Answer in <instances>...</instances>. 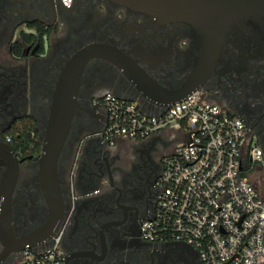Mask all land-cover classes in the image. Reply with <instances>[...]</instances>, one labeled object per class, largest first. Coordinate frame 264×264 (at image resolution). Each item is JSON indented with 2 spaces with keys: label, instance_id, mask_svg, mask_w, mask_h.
<instances>
[{
  "label": "flooded vegetation",
  "instance_id": "flooded-vegetation-1",
  "mask_svg": "<svg viewBox=\"0 0 264 264\" xmlns=\"http://www.w3.org/2000/svg\"><path fill=\"white\" fill-rule=\"evenodd\" d=\"M197 38L188 21H160L111 0H73L69 8L55 0H0V144L11 146L19 164L12 192L17 238L51 219L40 154L57 81L69 59L89 44H113L160 85L179 90L201 61ZM16 50L26 58L18 65L13 57L10 65L4 57ZM198 79L208 101L238 115L260 148L262 163L252 162L251 178L264 197V16L239 15L225 31L211 71L204 69ZM107 93L141 97L113 63L94 58L82 74L57 158L62 207L53 235L64 227L62 264H203L192 244L142 235V224L157 208L165 159L187 132L118 137L111 144L104 135ZM9 164L0 158V180ZM4 251L0 240V264H24L23 251Z\"/></svg>",
  "mask_w": 264,
  "mask_h": 264
},
{
  "label": "built area",
  "instance_id": "built-area-1",
  "mask_svg": "<svg viewBox=\"0 0 264 264\" xmlns=\"http://www.w3.org/2000/svg\"><path fill=\"white\" fill-rule=\"evenodd\" d=\"M69 8L73 0H55ZM105 138L144 140L169 129L184 141L165 159L157 208L142 224L150 241L177 240L194 245L203 264H258L264 258V197L252 178V162L262 153L244 121L200 89L168 106L141 105L107 93ZM150 109V110H149ZM64 227L37 247H27L24 264H62Z\"/></svg>",
  "mask_w": 264,
  "mask_h": 264
},
{
  "label": "water",
  "instance_id": "water-1",
  "mask_svg": "<svg viewBox=\"0 0 264 264\" xmlns=\"http://www.w3.org/2000/svg\"><path fill=\"white\" fill-rule=\"evenodd\" d=\"M126 8L150 14L160 21L184 20L197 32L201 61L184 87L171 90L155 81L127 53L109 43H92L78 50L66 63L57 81L50 116L46 127L41 156V177L45 197L51 208V219L45 226L17 238L13 231L12 192L17 183L19 164L9 144H0V158L9 159V168L0 180V240L4 254L24 251L27 247L42 245L53 235L61 210L62 199L58 185L57 158L70 129L78 105L77 92L88 62L101 58L113 63L130 80L141 97L133 98L141 105L155 103L168 106L184 99L200 88L198 74L211 71L230 24L242 14L259 13L264 16V0H111ZM26 55L15 58L20 65ZM206 58V60H205ZM207 58L210 60L207 62ZM146 105V104H145ZM53 218V219H52Z\"/></svg>",
  "mask_w": 264,
  "mask_h": 264
},
{
  "label": "crops",
  "instance_id": "crops-1",
  "mask_svg": "<svg viewBox=\"0 0 264 264\" xmlns=\"http://www.w3.org/2000/svg\"><path fill=\"white\" fill-rule=\"evenodd\" d=\"M4 59H6L7 60V63H9L10 65L11 64H13V62H14V58L12 57V55H9V54H6L5 55V57H4ZM15 63V62H14ZM8 65V64H7ZM143 106H145L144 107V109L145 108H148L149 106L146 104H144ZM150 108V107H149ZM150 110V109H149ZM175 132H177V130H175V129H169V130H165V131H163V132H160V133H158V134H155V136L156 135H164V134H170V133H172V134H174ZM154 136V135H153Z\"/></svg>",
  "mask_w": 264,
  "mask_h": 264
},
{
  "label": "trees",
  "instance_id": "trees-1",
  "mask_svg": "<svg viewBox=\"0 0 264 264\" xmlns=\"http://www.w3.org/2000/svg\"><path fill=\"white\" fill-rule=\"evenodd\" d=\"M12 57L17 58L21 56L20 50H16L13 53H11Z\"/></svg>",
  "mask_w": 264,
  "mask_h": 264
}]
</instances>
